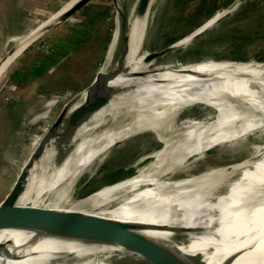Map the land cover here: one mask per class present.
Segmentation results:
<instances>
[{
  "label": "bare ground",
  "instance_id": "bare-ground-1",
  "mask_svg": "<svg viewBox=\"0 0 264 264\" xmlns=\"http://www.w3.org/2000/svg\"><path fill=\"white\" fill-rule=\"evenodd\" d=\"M151 4L142 18H138L136 6L133 14L129 13L130 10L127 11L131 29L130 52L125 68L104 78L94 88L96 91L110 84L114 88L124 89L112 98L106 108L93 114L73 131L51 139L28 176L19 203L61 214H56L52 219L45 214L36 217L24 214L11 222L12 227L0 229V264H110L99 253L100 247L109 246L119 251L135 249L119 243L91 242L108 233L111 226L117 227V224L132 229L136 227L145 236L166 233L156 229L166 225L197 228L211 225L216 235L220 232L219 238L228 239L224 227L227 228L236 215L239 216L248 205L253 204L254 200L249 195L239 196L238 192L233 193V197L221 206L204 211L169 213L144 207L153 195L162 192V188H166L169 183L184 185L181 180L187 183L207 182L188 177L176 180L169 177L185 167L191 157L198 158L216 146L264 127V63L210 62L188 69L150 73L142 78H128L136 71H149L153 67V61H145L147 51L140 54L142 48L139 46L145 23L150 16ZM62 8L41 23L38 30H32L29 33L34 31L32 36L26 38L28 34L20 39L19 48L0 68V77L45 26L58 21L60 15L67 10L64 6ZM230 10L217 13L196 33L204 31ZM193 35L184 38L182 43H189ZM108 55L104 69L113 64V59ZM89 96L88 91L80 95L69 110V115L87 106ZM214 101L221 102L220 107L225 110L220 118L194 124L178 121L187 108L199 103L212 106ZM229 105L233 107L228 109ZM147 131H153L162 146L148 156L152 158L151 161L139 173L103 186L83 199H75V185L102 155H106L117 143ZM143 159L146 158L141 160ZM259 164L261 163L254 162L251 168L259 169ZM227 169L228 167L213 169L208 179L225 174ZM243 173L236 175L238 180L234 182L235 188H254L259 192L261 186H257L255 182L259 183L260 178L242 179ZM161 179L165 182L157 187V181ZM142 189L148 190V194L140 203L118 212L96 213L97 210ZM231 190L232 188L229 191ZM76 222L79 223L76 231H72L70 226ZM220 224L221 227L224 225L222 232ZM202 241L200 232L192 231L178 241L167 242L179 252L185 264H222L221 260L228 254L220 256L222 259L218 261L214 260L215 256L210 259L211 255ZM247 243L250 245H240L246 252L231 264H243L248 259L249 264H264V249L254 247L256 242ZM254 253L260 256L257 260L254 259Z\"/></svg>",
  "mask_w": 264,
  "mask_h": 264
},
{
  "label": "rangeland",
  "instance_id": "rangeland-1",
  "mask_svg": "<svg viewBox=\"0 0 264 264\" xmlns=\"http://www.w3.org/2000/svg\"><path fill=\"white\" fill-rule=\"evenodd\" d=\"M32 1L34 3L31 8L32 13L38 16L36 20L38 22L32 25L31 30L43 23L48 18L49 13L56 12L70 0ZM73 1L64 5V8L68 9ZM118 1L130 10V14H133L137 0ZM236 1L152 0L142 46L143 51L141 53L144 54L147 48L152 47L160 35H162V38L160 37L156 48L161 49L172 44L179 40L183 31L189 30L193 26L198 25L197 27H199L217 13L228 9ZM27 25L26 23L25 27ZM116 27V7L114 5L112 8V0H90L75 14L45 32L29 46L32 48L27 52V57L24 61H30V63L31 59L33 61L37 60V62L45 60H43V57L46 53L41 47L43 43L54 47L53 52L55 53L64 51L62 57L60 56L61 59H64V62L54 73V77L57 79L56 85L52 81L46 83L47 85H52V88L45 94L53 93L54 100H58L55 101L54 108L51 107L48 112H45L46 116L42 115L39 117L34 126L29 131H25L26 133H24L22 138L6 142L5 144L2 143L1 146H6L7 149L3 155H0V202L11 189L23 162L28 158L47 126L57 117L62 106L88 86L100 68L108 62V54L112 53L113 50L112 38L117 33ZM31 30L24 31L22 26V33L18 35L12 46H15L22 36L31 32ZM33 32L26 38L32 36ZM190 41L157 57L153 60V67L146 74L167 72L171 71L170 69H188L214 62L207 60L199 64L176 65V68H173L175 65L167 64L165 63L166 61L174 62L203 58L264 60V0H242L228 13L223 14L219 21L210 25L201 33L199 32ZM58 48H60L59 52ZM67 51H72V54L69 55ZM66 52L68 55L64 56ZM29 67L28 65L27 68ZM6 76L4 74L2 79H0V97L6 96L8 93L12 94L16 89L14 85V88H2L3 83L7 79ZM20 82L24 85L23 81ZM8 83H10V80ZM16 91H19V85H17ZM1 100L2 98H0V105L3 101ZM41 105L43 106V103ZM220 106L221 102L218 101H214L212 106L199 103L194 107L187 108L179 116L178 121L193 124L214 121L224 114L225 110L221 109ZM230 107H233V105L227 106L228 109ZM2 120L4 121L1 125L3 130H9L7 122L9 118L0 117V121ZM261 143H264V127L237 140L216 146L208 150L204 155L198 156V158L191 157L185 167L173 172L169 177L175 180L180 177H188L207 182L194 181V183H187L185 180H181L185 183L184 185H173L174 182L169 183L166 188H162L164 189L162 192L153 195L144 207L146 209L177 213L204 211L221 206L233 197V192L229 190L234 185V182L238 180V177H233L230 187L228 186L223 192L219 191L211 201L209 199L210 196L202 198L201 195L208 190L207 188L216 179H208L211 171L250 156ZM161 146L162 143L157 139L153 131L137 134L117 143L106 152V155H102L91 169L80 178L74 187L75 199H83L86 195L97 189L99 190L103 186L136 175L139 170L151 161L152 158L148 156ZM144 157L146 159L141 160ZM260 158H264V155ZM164 182L165 180L163 179L158 180L156 186L161 187ZM147 194L148 190L146 191V189L138 190L97 210L96 213L121 211L132 204L140 203ZM222 194L224 195L221 196ZM201 207L204 208L202 209ZM99 253L108 261L113 256H118L121 264H146L135 259L138 254L136 250L119 251L109 246H102L99 248Z\"/></svg>",
  "mask_w": 264,
  "mask_h": 264
},
{
  "label": "water",
  "instance_id": "water-1",
  "mask_svg": "<svg viewBox=\"0 0 264 264\" xmlns=\"http://www.w3.org/2000/svg\"><path fill=\"white\" fill-rule=\"evenodd\" d=\"M89 1L90 0H77L71 7H69L66 11H64L60 15L57 22L50 24L48 26H45L42 32L27 46V48L36 39L42 36L45 32H47L48 30L52 29L59 23L65 21L67 18L75 14L80 8L86 5ZM112 1L116 7V18H117V27H116L117 33L114 34L112 38V43L114 44V46H113L112 53H110L111 54L110 59L111 58L113 59V64H111L106 69H104L105 65L102 68H100V70L97 72L93 81L63 105L57 117L53 120L52 123L49 124V126H47L45 131L42 133V135L40 136V139L35 144L28 158L23 162L16 176V179L14 180V183L11 189L6 194L5 198L0 202V229L12 227L11 222L17 218H20L24 214L30 217H36L40 214H45L51 219L56 214H61L57 211H43L37 207L19 203V198L25 189L28 176L33 166L35 165L36 161L43 155L45 147L50 142L51 139L59 136L60 134H66V133L73 131L75 128H77L82 123L87 121L93 114L102 110L103 108H106L111 103L112 98L124 89V87L114 88L110 84L102 86L96 91L94 89L95 86H97L100 83V81H102L104 78L112 76L117 70L122 71L125 68V61L130 52L129 31L131 29V26L128 24V18H127L128 16L127 11L129 9L126 8L124 5H121L118 0H112ZM151 1L152 0H137L136 7H137L138 18H142L145 15V13L150 7ZM241 1L242 0H237L228 9H233ZM220 19L221 17L217 21H219ZM208 21L209 19L205 23L200 25L197 29H195L193 32H191L190 35L194 34L192 39L196 35L199 34V33H196V31L199 30L202 26H204ZM146 25H147V22L145 23L144 30L142 32V38L139 43V46L141 48L144 42ZM38 27H36L35 30ZM160 37L161 35L158 36L157 40L153 43L152 47L146 49L147 50V54L145 56L146 62L153 61L157 57L180 46L182 43V40L186 38L187 36L173 42L172 44L164 48L158 49L156 48L157 47L156 45L159 42ZM19 43L20 42H18L15 46H13L4 55V57L1 58L0 68L9 59V57L12 56L14 52L19 48L20 46ZM140 50H141L140 54H142L141 52L143 50L142 49ZM16 59H14L10 63V65ZM207 60L214 61L217 63L218 62L249 63L253 61L256 63H264V60H260V59H241V58H229V59L227 58H221V59L220 58L219 59L203 58V59L182 60V61H174V62H167V61L166 62L164 61V62L167 64L169 63L173 64L175 65V67L173 68H176V65L185 66V65H190V64H199ZM146 73H147V70H139V71L132 73V75H129L128 78H136V77L142 78ZM87 91L90 92L89 104L81 109L76 110L74 113L69 115V110L75 104L78 97ZM263 155H264V143L263 144L261 143L255 148V152L251 154L250 156L243 158L241 160H238L234 163L228 164L226 166H223V167H228L227 171L224 172L225 174H221L220 176L215 177L216 179H214L211 186L207 188L208 190L205 189L207 191L201 194L202 198L210 196L209 199L212 201V198L216 196L219 191L223 192L227 189L228 186L230 187L231 179L233 177H236V175L239 176L241 172H244L241 176L242 179L243 178L247 179L250 177L260 178L259 183L255 182L257 186L258 184L261 186L259 192L254 190V188L251 190L247 188L244 190H240V189H236L235 185L232 186L231 192L233 193L239 192V196H243V197L249 195L250 198L254 200V202L253 204L248 205L243 210L244 211L243 213L240 212L239 216L236 215V217L229 223L227 228H225L223 224L221 227V224H220L221 232H222L223 227H224V230H227L226 235L228 239L219 238L221 236L219 234L220 232L218 231V234L216 235L213 232L214 229H213V226L211 225L206 226V227H198V228L190 227V226H182V225H166V226L156 228L158 231L166 232V233H161L160 235H156V236L154 235L145 236L144 234L138 232L137 231L138 229H136V227L132 229L129 226L124 227L123 225L117 224V227L112 228L111 226L108 233L98 236L91 243L98 244L101 242L102 243L110 242V243H119L124 246L131 247L138 252L135 259L137 261L144 262L146 264H185L183 263V260L181 259L179 252L175 250L172 244H169L168 242L178 241L182 239L183 237H185L186 234L192 231L200 232V235L203 237L202 242L205 246V249L211 255V257H209L210 259L215 256L214 260L218 261L222 259L220 258V256L228 254L224 256V258L221 260L222 264H231L237 257H240V255L246 252L245 249L240 248L241 247L240 245H243L245 243L247 245H250L247 242H251V241L256 242L254 247L257 246L258 248L264 249V185H263L264 183V162H262V159L264 160V158L262 159L260 158ZM253 162L261 163L259 164L260 165L259 169L251 168V166H254ZM236 166L238 167L236 168ZM237 183L238 182H236V184ZM97 190L86 195L85 197L95 193ZM256 201L259 203V205H255L257 203ZM251 205H252V208H250ZM201 208L203 209L204 207H201ZM229 215L231 217V214ZM78 222H81V221H78ZM78 222L72 223V225L70 226L72 228V231H76V228L79 224ZM234 246L238 247V249H235L236 247ZM254 247L252 246V249ZM254 254H256L254 255V259L257 260L258 257L260 256L257 255L258 253H254ZM263 257H264V254H263ZM248 261L244 260V262L242 263L249 264ZM109 262L110 264H121L118 256H113L112 258L109 259Z\"/></svg>",
  "mask_w": 264,
  "mask_h": 264
},
{
  "label": "crops",
  "instance_id": "crops-1",
  "mask_svg": "<svg viewBox=\"0 0 264 264\" xmlns=\"http://www.w3.org/2000/svg\"><path fill=\"white\" fill-rule=\"evenodd\" d=\"M33 4L32 0H0V59L2 58L1 56H4L13 47L12 45L18 35H21L22 26L24 27V31H27L28 29L30 31L32 25L38 22H36L38 16L33 15L32 13L31 8ZM65 4H63V6ZM56 12L49 13L48 18ZM26 23L28 25L25 27ZM197 26H193L189 30L183 31V34L179 39L186 37V35L188 36L189 33L198 28ZM29 33L30 32L25 34L27 35ZM26 35L22 36V38ZM31 48L32 47H28L24 50L3 73V75H7V79L5 80V83H3L2 88L13 87L14 85L16 86V89L12 94L8 93L6 96L0 97L3 100H1L3 104L1 102L0 105V117L10 119L7 120L9 130H3L1 125L4 121L2 120L0 122V155H3L7 149L6 146H1L2 143L5 144L6 142L16 141L17 139L22 138L27 124L34 125L39 117L42 115L46 116L47 114L45 112H48V110L53 107L55 101L58 100H54L55 97L53 93L45 94V92L52 88V85H47L46 83L52 81L56 85L57 79H55L56 77H54V73L64 62V59L60 58L64 51L61 52L60 48H58V52H60L55 53L52 50L51 54H45L44 57L42 56L43 60L45 59L42 62H37V60L33 61L32 59L31 63L30 61L25 62L24 60L27 57V52H29ZM67 52L64 56L72 54V51L68 52V54ZM28 65L30 66L28 68L30 70H27ZM15 74L17 75L16 78L14 77ZM2 76L0 79H2ZM9 80L10 83H8ZM20 81H23L24 85H22ZM17 85H19V91H16ZM42 103L43 106L41 105Z\"/></svg>",
  "mask_w": 264,
  "mask_h": 264
},
{
  "label": "built area",
  "instance_id": "built-area-1",
  "mask_svg": "<svg viewBox=\"0 0 264 264\" xmlns=\"http://www.w3.org/2000/svg\"><path fill=\"white\" fill-rule=\"evenodd\" d=\"M41 47L44 49L46 54H51L52 50H54V47H51L49 44L46 43H43Z\"/></svg>",
  "mask_w": 264,
  "mask_h": 264
},
{
  "label": "trees",
  "instance_id": "trees-1",
  "mask_svg": "<svg viewBox=\"0 0 264 264\" xmlns=\"http://www.w3.org/2000/svg\"><path fill=\"white\" fill-rule=\"evenodd\" d=\"M114 7V4H113V2H112V8ZM28 69V68H27ZM14 77L16 78L17 77V75L15 74L14 75ZM10 120V119H9ZM1 122V121H0ZM35 124V123H34ZM28 126V127H27ZM27 126L25 127V130H24V133H26L25 131H29V129H31L32 128V126H34V125H29V124H27ZM24 135V134H23Z\"/></svg>",
  "mask_w": 264,
  "mask_h": 264
}]
</instances>
